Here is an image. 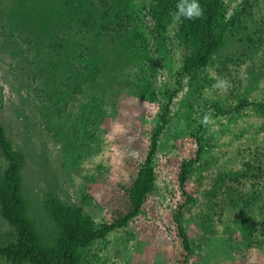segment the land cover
<instances>
[{
    "label": "rangeland",
    "instance_id": "obj_1",
    "mask_svg": "<svg viewBox=\"0 0 264 264\" xmlns=\"http://www.w3.org/2000/svg\"><path fill=\"white\" fill-rule=\"evenodd\" d=\"M244 1L223 0L225 17ZM76 2L97 23L111 21L122 9L121 22L147 39L156 65L152 70L128 55L121 62L125 76L110 86L120 88L115 115L82 126L76 122L80 104L91 102L79 91L84 83L97 80L93 103L100 106L108 95L102 87L118 76L113 42L107 35L100 39L104 69L85 80L80 63L67 62L68 44L81 49V42L72 39L64 46L56 39L76 32L53 26L46 31L48 23L37 13L47 0H0V123L23 155V195L41 241L51 245L56 232L43 208L48 198L80 207L96 224L122 219L132 205L128 189L156 136L155 184L141 212L83 248L84 261L248 264L255 256V264H264V0H248L240 28L230 29L218 56L196 72L183 70L179 24L169 6L166 19L161 0ZM217 77L229 80L226 94L212 87ZM142 81L150 84L152 97L136 94ZM146 99L154 107L144 108ZM177 213L190 251L183 246ZM15 234L0 214V245L15 242ZM0 264L11 263L0 257Z\"/></svg>",
    "mask_w": 264,
    "mask_h": 264
},
{
    "label": "trees",
    "instance_id": "obj_2",
    "mask_svg": "<svg viewBox=\"0 0 264 264\" xmlns=\"http://www.w3.org/2000/svg\"><path fill=\"white\" fill-rule=\"evenodd\" d=\"M204 8V16L195 21H183L179 23L177 38L181 42L184 50L183 70L196 72L213 62V58L218 56L219 50L225 43V37L230 29H237L241 23V17L246 15L248 0L244 1L243 8L236 10L234 15L225 17V6L223 0H199ZM80 4V3H79ZM177 0H161V11L168 15L169 10H176ZM105 6V5H104ZM37 12L44 22L48 23L46 31L53 28L63 31L71 28V32H76L72 36L68 34L58 35L56 38L60 45L67 46L69 40L78 39L81 49L72 48L74 45L68 44L69 48L67 62L80 63L85 69V80L87 77H95L104 69V55L100 51V39L110 38L113 42L112 52L119 60L114 63L117 74L107 87L101 86L108 92L107 101L100 106L93 103L94 92L91 81L84 83V88L80 93L85 94L91 101L89 104H80V111L77 113L76 122L82 126L87 121L94 118L102 121L107 115H115L119 89H110V86L125 76L124 64L121 63L128 55L138 57L141 65L148 66L152 70L155 61L149 57L148 41L133 28L126 27L119 16L123 15V10L119 9L114 18L105 23H97L92 15L86 13L83 5H78L76 0H47L44 5H38ZM170 19V17H169ZM53 23V24H52ZM99 25L96 27V25ZM129 28V29H128ZM55 38V37H54ZM103 38V39H104ZM162 35L161 40H163ZM160 41L156 43L157 52L161 49ZM148 64V65H147ZM84 80V81H85ZM145 80V79H144ZM83 81V82H84ZM100 82V81H99ZM118 83V82H117ZM150 84L145 81L137 83L139 91L136 94H151ZM114 87V86H113ZM77 90V89H75ZM74 90V91H75ZM74 91L70 92L73 93ZM141 91V92H140ZM101 100L104 98L100 97ZM104 104V105H103ZM245 106V105H241ZM109 111V113H108ZM237 108L234 109L236 113ZM159 130H161L159 128ZM156 136L152 139L151 147L147 153L144 163L140 166L133 184L128 189V196L132 202L130 211L122 219L110 224H96L92 218L82 213V209L76 205L66 203L58 198H48L44 200L43 208L48 219L53 223L54 240L51 245H45L41 241L39 230L34 221L29 217L28 204L23 195L21 168L23 165V155L15 148L13 142L7 137L2 124L0 123V152L3 157L4 167L0 169V214L14 229L16 240L7 245H0V257L11 264H88L83 259L82 249L91 246L97 240H104L111 232L123 228L128 221L141 212V206L145 195L154 189V172L152 168L153 155L155 152ZM188 166L183 165L179 180L183 183L187 178ZM191 200V197L188 198ZM182 215L177 213L176 221L179 223V232L183 246L190 251L187 235L180 227Z\"/></svg>",
    "mask_w": 264,
    "mask_h": 264
},
{
    "label": "clouds",
    "instance_id": "obj_3",
    "mask_svg": "<svg viewBox=\"0 0 264 264\" xmlns=\"http://www.w3.org/2000/svg\"><path fill=\"white\" fill-rule=\"evenodd\" d=\"M204 16V8L199 3V0H177L176 10L173 13V22L179 24L185 20L187 21H195L197 19H201ZM212 87L218 90L221 94H226L231 84L227 78L217 77L215 83ZM139 103V101H137ZM143 107L148 109L150 107H154L151 102L146 99ZM210 121V117L205 115L202 119V123L207 124ZM256 257L251 256L249 258L248 264H255Z\"/></svg>",
    "mask_w": 264,
    "mask_h": 264
}]
</instances>
